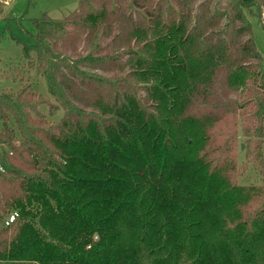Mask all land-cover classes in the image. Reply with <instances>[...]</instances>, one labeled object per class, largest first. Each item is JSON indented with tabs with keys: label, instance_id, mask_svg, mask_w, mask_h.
<instances>
[{
	"label": "trees",
	"instance_id": "16d2710c",
	"mask_svg": "<svg viewBox=\"0 0 264 264\" xmlns=\"http://www.w3.org/2000/svg\"><path fill=\"white\" fill-rule=\"evenodd\" d=\"M22 16L5 20L31 37L21 58L64 114L49 121L40 106L58 107L30 83L0 91V222L17 213L0 260L264 264V183H235L239 128L264 178L250 21L264 30V0H79L27 28Z\"/></svg>",
	"mask_w": 264,
	"mask_h": 264
},
{
	"label": "rangeland",
	"instance_id": "374dc122",
	"mask_svg": "<svg viewBox=\"0 0 264 264\" xmlns=\"http://www.w3.org/2000/svg\"><path fill=\"white\" fill-rule=\"evenodd\" d=\"M78 4L79 0H0V91L8 89L17 90L23 82L30 83L37 93L58 107L54 113L50 114L46 104L40 106V110L46 114L49 121H60L64 114V109L48 92L47 83L43 75L37 72L35 68L30 69L28 61L21 58L23 55V43L32 42L31 37L24 32V28L18 21L5 19L6 17L7 19L14 18V12L21 13L23 16L19 20L27 28L33 18H38L42 14H47L52 18H63L69 12L76 9ZM250 21L257 48L264 55V30L257 19L250 18ZM29 28L32 29L31 27ZM196 48L197 44H186L179 47L182 54L186 50L196 52ZM238 140V171L236 172L235 183L237 185L263 184L264 178L260 172V166L255 162H248L246 160L244 137L240 132V128ZM240 170L243 171L241 175ZM5 225L6 222H0V228ZM0 264L32 263L0 260Z\"/></svg>",
	"mask_w": 264,
	"mask_h": 264
},
{
	"label": "built area",
	"instance_id": "2783aa9c",
	"mask_svg": "<svg viewBox=\"0 0 264 264\" xmlns=\"http://www.w3.org/2000/svg\"><path fill=\"white\" fill-rule=\"evenodd\" d=\"M16 216H17V213L16 212L11 213L9 215V217L7 218V220H6V225H8L9 223H11L15 219Z\"/></svg>",
	"mask_w": 264,
	"mask_h": 264
}]
</instances>
